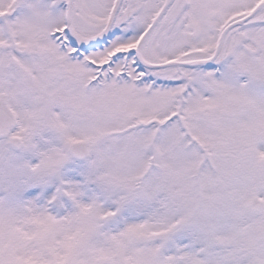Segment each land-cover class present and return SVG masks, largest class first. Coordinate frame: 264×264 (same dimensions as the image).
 Listing matches in <instances>:
<instances>
[{
    "label": "snow or ice",
    "instance_id": "obj_1",
    "mask_svg": "<svg viewBox=\"0 0 264 264\" xmlns=\"http://www.w3.org/2000/svg\"><path fill=\"white\" fill-rule=\"evenodd\" d=\"M0 264H264V0H0Z\"/></svg>",
    "mask_w": 264,
    "mask_h": 264
}]
</instances>
